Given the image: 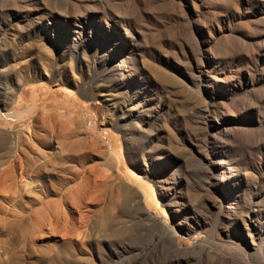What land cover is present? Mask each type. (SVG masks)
<instances>
[{
	"label": "rangeland",
	"instance_id": "rangeland-1",
	"mask_svg": "<svg viewBox=\"0 0 264 264\" xmlns=\"http://www.w3.org/2000/svg\"><path fill=\"white\" fill-rule=\"evenodd\" d=\"M221 260L264 264V0H0V264Z\"/></svg>",
	"mask_w": 264,
	"mask_h": 264
},
{
	"label": "bare ground",
	"instance_id": "bare-ground-1",
	"mask_svg": "<svg viewBox=\"0 0 264 264\" xmlns=\"http://www.w3.org/2000/svg\"><path fill=\"white\" fill-rule=\"evenodd\" d=\"M124 68V67H123ZM21 112V111H20ZM20 112H18V113H20ZM143 113V112H142ZM48 117V116H47ZM22 118V117H21ZM59 118H63V117H59ZM226 261V262H225ZM225 261H219V264H229L228 262H227V260H225Z\"/></svg>",
	"mask_w": 264,
	"mask_h": 264
}]
</instances>
